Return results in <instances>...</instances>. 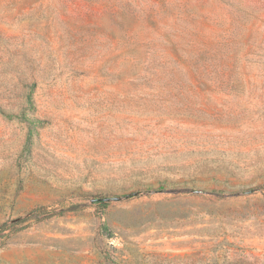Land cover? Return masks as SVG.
I'll return each mask as SVG.
<instances>
[{"label":"rangeland","instance_id":"rangeland-1","mask_svg":"<svg viewBox=\"0 0 264 264\" xmlns=\"http://www.w3.org/2000/svg\"><path fill=\"white\" fill-rule=\"evenodd\" d=\"M0 264H264V0H0Z\"/></svg>","mask_w":264,"mask_h":264},{"label":"water","instance_id":"water-1","mask_svg":"<svg viewBox=\"0 0 264 264\" xmlns=\"http://www.w3.org/2000/svg\"><path fill=\"white\" fill-rule=\"evenodd\" d=\"M136 193H133L132 195H135ZM130 195H126L125 197H129ZM121 198H123V197H115V198H113V199H121ZM110 199H112V198H105V200H110Z\"/></svg>","mask_w":264,"mask_h":264},{"label":"trees","instance_id":"trees-1","mask_svg":"<svg viewBox=\"0 0 264 264\" xmlns=\"http://www.w3.org/2000/svg\"><path fill=\"white\" fill-rule=\"evenodd\" d=\"M102 200H105V199H101V201H102ZM101 201H100V202H101ZM104 205H106V203H104Z\"/></svg>","mask_w":264,"mask_h":264}]
</instances>
